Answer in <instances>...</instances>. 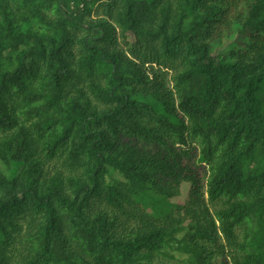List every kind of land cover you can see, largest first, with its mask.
<instances>
[{
    "label": "trees",
    "instance_id": "trees-1",
    "mask_svg": "<svg viewBox=\"0 0 264 264\" xmlns=\"http://www.w3.org/2000/svg\"><path fill=\"white\" fill-rule=\"evenodd\" d=\"M0 264H264V0H0Z\"/></svg>",
    "mask_w": 264,
    "mask_h": 264
},
{
    "label": "rangeland",
    "instance_id": "rangeland-1",
    "mask_svg": "<svg viewBox=\"0 0 264 264\" xmlns=\"http://www.w3.org/2000/svg\"><path fill=\"white\" fill-rule=\"evenodd\" d=\"M188 187H189V183L183 182V184L181 185V194L179 196L172 198L171 201H173V202L174 201H177V202L185 201V199L187 197Z\"/></svg>",
    "mask_w": 264,
    "mask_h": 264
}]
</instances>
